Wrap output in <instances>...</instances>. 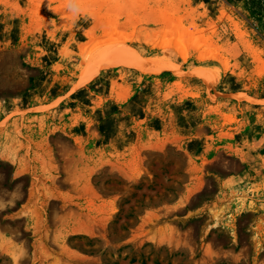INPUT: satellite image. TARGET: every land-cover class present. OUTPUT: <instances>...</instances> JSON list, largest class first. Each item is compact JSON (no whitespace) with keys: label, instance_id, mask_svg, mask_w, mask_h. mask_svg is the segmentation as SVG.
<instances>
[{"label":"rangeland","instance_id":"374dc122","mask_svg":"<svg viewBox=\"0 0 264 264\" xmlns=\"http://www.w3.org/2000/svg\"><path fill=\"white\" fill-rule=\"evenodd\" d=\"M0 0V264H264V0Z\"/></svg>","mask_w":264,"mask_h":264},{"label":"crops","instance_id":"0c3cea01","mask_svg":"<svg viewBox=\"0 0 264 264\" xmlns=\"http://www.w3.org/2000/svg\"><path fill=\"white\" fill-rule=\"evenodd\" d=\"M229 1L232 4V1L231 0H229ZM235 2H237L239 5H243V6L249 4V2L247 0H239V1H235Z\"/></svg>","mask_w":264,"mask_h":264}]
</instances>
